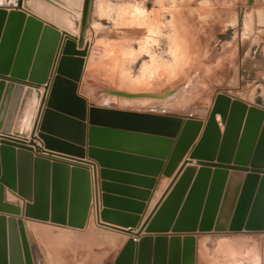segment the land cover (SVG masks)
Segmentation results:
<instances>
[{
    "label": "water",
    "instance_id": "water-1",
    "mask_svg": "<svg viewBox=\"0 0 264 264\" xmlns=\"http://www.w3.org/2000/svg\"><path fill=\"white\" fill-rule=\"evenodd\" d=\"M89 6L90 0H84L82 28ZM23 8L44 15L38 0H24L20 8L0 6V128L29 136L37 118L39 131L29 142L0 143V211L21 212L19 206L5 200L8 187L29 201L26 216L83 228L92 200L89 168L71 166L39 152L64 156L94 168L98 162L103 179L112 174L104 170L110 167L112 156L154 165L153 174L136 170L158 176L174 144L164 171L173 180L137 231L130 228L139 224L137 214L144 203L139 204L136 215H126L112 211V197L103 195L105 208L99 217L104 223L99 222L132 236L114 264H196V232L242 230L246 215L247 229H264V175L260 176L264 173V108L249 107L242 99L232 100L230 95L220 93L205 126L203 121L185 120L175 114L94 104L88 109V99L80 94L79 82L90 45L83 48L80 36L78 49L77 38L71 39L63 32L67 39L62 42L56 75L48 81L63 34ZM217 113L226 123L223 133ZM87 140L90 160H84ZM157 145L166 148L159 152ZM193 145L190 158L196 159V165H187L189 160H185L175 173ZM102 188L107 192L110 184L103 181ZM143 231L172 234L170 238H154L141 236ZM9 261L34 264L23 220L0 217V264Z\"/></svg>",
    "mask_w": 264,
    "mask_h": 264
},
{
    "label": "rangeland",
    "instance_id": "rangeland-1",
    "mask_svg": "<svg viewBox=\"0 0 264 264\" xmlns=\"http://www.w3.org/2000/svg\"><path fill=\"white\" fill-rule=\"evenodd\" d=\"M38 1L43 7L39 8L44 13L41 16L51 20L50 24L78 26L79 34L68 33L69 38L76 37L78 43L81 36L83 45H90L80 88L92 105L181 115L185 120L203 121L205 126L218 94L254 98L255 85L242 77L240 62L245 54L242 44L255 42L256 31L257 42L264 45V17L257 23L253 18L260 14L258 0H90L84 28V0ZM23 4L24 0H0V6L8 8ZM55 13L69 19L57 20ZM56 69L57 64L52 80ZM38 131L35 123L29 136L7 131V136L0 135V143H19L8 136L33 140ZM39 153L71 166H87L90 173L93 168L64 156ZM68 186L71 188L72 181ZM70 199L69 195L68 206ZM5 200L17 206L29 203L8 187ZM97 201L92 187L84 228L24 217L34 264H114L130 234L102 224ZM6 216L21 219L0 213V217ZM248 222L246 215L242 230L196 232L197 264H264V229H247Z\"/></svg>",
    "mask_w": 264,
    "mask_h": 264
},
{
    "label": "crops",
    "instance_id": "crops-1",
    "mask_svg": "<svg viewBox=\"0 0 264 264\" xmlns=\"http://www.w3.org/2000/svg\"><path fill=\"white\" fill-rule=\"evenodd\" d=\"M18 7L20 8L21 6L18 5ZM256 8H258L257 10H259L260 12V14H255V16L253 17L254 21L257 23L259 21L260 16H261L260 18L264 17V0H258V2H256ZM23 9H25L31 14L37 15L38 17H40L41 19H43L48 23L52 22L51 20L45 19L44 17L36 14L35 12H33L28 8H23ZM55 17H57V20L59 19L60 21L63 20V22L69 19L68 17H63L62 19V17H60V14L56 15V13H55ZM53 25L62 32L65 31L70 32L69 29H71V27L61 28L58 27L56 24ZM257 33L258 32L256 31L255 42H248V43L245 42L242 44V54L245 53L242 56V60L240 62V70L242 72V77L247 79V81H253L255 85L254 88L255 93H253L254 94L253 100L247 98H242V99L246 100L250 104L255 103V105L264 108V45H260L257 42V37H258ZM42 87L44 88V86ZM80 94L88 98V100L90 101L89 97L82 93L81 88H80ZM221 129L223 132L224 126H221ZM165 148L166 147L164 145L156 146V149L159 152L164 151ZM192 149L193 147L186 154L184 159L180 162V164L176 168V172L181 167V165L185 160H189L187 165H196L195 164L196 159L190 158L189 153H191ZM173 150H174V144L173 146H171L169 150L167 159L163 161V165L160 168L161 174L158 176H152V174L155 172L153 170L155 168L154 165L139 163V161L131 157L112 156L109 157L108 164L110 165V167L106 168V170L110 171L112 174H110L107 177V179L104 180L101 176L102 167L98 164V162H95L96 171L94 172V166H93V168L91 169V182H92L93 191L95 192V195L98 199L97 205H99L100 210L105 208L103 205L104 194H108L112 197V208H111L112 211L120 212L126 215H134V214L136 215L139 210V206H140L139 204L144 203L145 205L144 209L142 210V212L137 214L139 215V217H141L138 226L130 229H134L136 231L138 227H141L172 181V177H168L167 175H165L164 171L168 165L169 157L172 154ZM215 161L217 162V160ZM249 163H250L249 166H251L252 162ZM197 166L199 168L201 167V165H197ZM137 167H142V168H137ZM136 169H143L141 170L142 172L145 173L150 172L152 174L149 175V174L139 173L138 170ZM147 179H151L152 181H149ZM103 181H107L108 183H110V188H108L107 192L104 191L102 188ZM144 190L151 192L147 200H143ZM21 208H22V214L16 216L18 218H21L25 223V219H24V217H26L24 214L25 207L22 205ZM89 222L91 223L90 217L88 223ZM25 227L27 229L26 223H25ZM125 229H129V227ZM146 234L147 233L143 231L141 233V236H144ZM171 234L172 233L169 232L162 235H168V238H170ZM198 235L199 234L197 233L196 236L197 247H198ZM128 237L130 238L132 236L128 235ZM196 249L198 252V248ZM196 264H197V257H196Z\"/></svg>",
    "mask_w": 264,
    "mask_h": 264
},
{
    "label": "bare ground",
    "instance_id": "bare-ground-1",
    "mask_svg": "<svg viewBox=\"0 0 264 264\" xmlns=\"http://www.w3.org/2000/svg\"><path fill=\"white\" fill-rule=\"evenodd\" d=\"M46 22V21H45ZM48 23V22H47ZM73 23V22H72ZM71 27V29H69L70 30V32H68V31H65L66 33H69V34H73V35H75V36H77L79 33V27L78 26H70ZM60 32H62L61 30H60ZM62 34H63V32H62ZM72 35V36H73ZM65 38H66V34H63L62 35V39H61V41H60V45H59V47H58V50H57V55H56V58H55V63L53 64V67H52V69H51V72H50V75H49V80L48 81H53L52 80V76H53V74H54V70H55V68H56V64H57V67H58V63H59V59H60V56L62 55V50H63V43L62 42H64V40H65ZM79 38V37H78ZM78 45H79V39H78ZM79 47H80V45H79ZM84 47H86V45L84 46L83 45V48ZM85 62H86V60H85ZM84 67H85V65H84ZM83 71H84V69H83ZM82 75H83V72H82ZM54 79V78H53ZM81 80H82V76H81V79H80V82H79V88H80V83H81ZM6 81H8V80H6ZM29 81V80H28ZM25 85H27V84H25ZM28 86V85H27ZM26 87V86H25ZM80 92V91H79ZM226 94V93H225ZM232 100H234V98H232ZM92 106V104L89 102V100H88V109L90 108V107ZM214 106V105H213ZM249 107H250V105H249ZM212 109H213V107H212ZM212 111V110H211ZM216 118H217V120H218V122H219V124H220V127L221 126H224V129H225V125H226V123L223 121V118H222V115H221V113H217V115H216ZM37 119V118H36ZM36 119H35V124H36ZM88 121V120H87ZM86 121V122H87ZM88 125V124H87ZM90 125V124H89ZM88 125V126H89ZM0 129H2V128H0ZM3 130V129H2ZM5 131V130H4ZM221 131H222V129H221ZM1 133H4V134H6L7 133V131L6 132H3V131H0ZM13 132V131H12ZM11 132V133H12ZM223 132H224V130H223ZM222 132V133H223ZM87 142H88V140H87ZM87 145V144H86ZM88 145H89V143H88ZM89 147H90V145H89ZM89 149V148H88ZM86 153H87V156L86 157H88L89 158V156H88V150H86ZM190 154V153H189ZM84 158V160H90V159H87V158ZM215 161V160H214ZM216 162V161H215ZM83 163V162H82ZM99 164V163H98ZM85 165H89V164H86L85 163ZM192 166V165H191ZM251 167V166H250ZM96 168V167H95ZM94 168V172L96 171V169ZM102 169V168H101ZM212 169H215V167H212ZM104 170H106V168L104 169ZM231 171V170H230ZM154 173H156V171L154 172ZM159 173V175L161 174V170H160V172H158ZM248 172H245V174H247ZM264 175V174H263ZM168 176V175H167ZM262 176V175H261ZM108 177V176H107ZM107 179V178H106ZM105 180V179H104ZM167 180V179H166ZM105 182H107V181H105ZM108 183V182H107ZM108 184H110V183H108ZM165 185V184H164ZM9 192V191H8ZM144 198L145 197H147L146 198V200L149 198V196H150V194H151V192L150 191H145L144 190ZM12 194V193H11ZM12 197H15V195L14 196H12V195H10V198H12ZM9 199V198H8ZM6 201H8V200H6ZM8 202H10V201H8ZM26 202V201H25ZM145 206V205H144ZM20 208H21V206H19ZM24 214H25V216H26V209H27V207H26V205H24ZM144 209V208H143ZM21 210V212L20 213H12V212H6V211H0V213L1 214H8V215H11V216H13L14 215V217L16 216V215H21L22 214V208L20 209ZM142 212V211H141ZM2 216V215H1ZM139 216V215H138ZM6 218H7V216H6ZM11 218V217H10ZM18 218V217H17ZM29 218H32V217H29ZM141 218V217H140ZM21 220V219H20ZM19 222V221H18ZM140 222V221H139ZM87 223V222H86ZM25 226V225H24ZM86 226V225H85ZM84 226V227H85ZM138 226V225H137ZM136 226V227H137ZM83 227V228H84ZM142 227V226H141ZM141 227H138V229L139 228H141ZM137 229V230H138ZM132 230H134V229H132ZM136 230V231H137ZM135 231V230H134ZM145 232V231H144ZM149 234H152V235H149ZM193 234V233H192ZM146 235H148V236H153L154 238L157 236V235H162V234H157V233H147ZM154 235H156V236H154ZM182 235H184V234H182ZM136 241H138L140 238H134ZM127 242V241H126ZM166 264H168V262L166 263Z\"/></svg>",
    "mask_w": 264,
    "mask_h": 264
},
{
    "label": "built area",
    "instance_id": "built-area-1",
    "mask_svg": "<svg viewBox=\"0 0 264 264\" xmlns=\"http://www.w3.org/2000/svg\"><path fill=\"white\" fill-rule=\"evenodd\" d=\"M0 135H3V136H7V134H3V133H1L0 132ZM8 137H11V138H13V139H16L17 141H19V142H29L30 140H26V139H24V138H20V137H12V136H8Z\"/></svg>",
    "mask_w": 264,
    "mask_h": 264
}]
</instances>
